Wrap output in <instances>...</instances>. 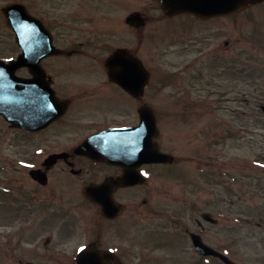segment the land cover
I'll return each mask as SVG.
<instances>
[{"label": "flooded vegetation", "instance_id": "flooded-vegetation-1", "mask_svg": "<svg viewBox=\"0 0 264 264\" xmlns=\"http://www.w3.org/2000/svg\"><path fill=\"white\" fill-rule=\"evenodd\" d=\"M62 2L24 0L28 12L44 25L28 24L23 34L12 30V57L19 60L27 45L31 64L16 70L23 96L15 110L22 112L25 123L0 115V154H6L0 155V264H144L149 246L184 232H198L211 244L207 236L216 223L198 216L210 209L196 211L188 219L190 226L164 203L163 168L171 167L169 177L178 175L176 167L183 159L173 149L179 147L177 136H169L167 145L160 136H152V128L161 123L160 112L143 113L145 140L134 143L138 137L121 132L141 124V107H154V72L142 55L149 42L146 23L140 28L126 24V31H120L126 34L122 41L113 42L100 32L98 21L63 8ZM161 9L168 21L162 28L172 24L173 30L171 40L168 31L160 39H176L180 51L197 49V60L210 59L207 23L251 20L255 33L264 36V0L207 17ZM242 39H229L224 45L229 51ZM117 49L138 58L150 73L140 92L110 78L106 62ZM243 49L232 57L241 59ZM192 62L177 71L161 67L160 81L171 86L177 78L184 80L180 72L192 70ZM226 69L234 71L231 64ZM183 87L188 92L192 86ZM165 114L171 126L190 124L195 118L193 108ZM89 139L93 141L81 148ZM156 149L174 153L175 161L148 160ZM189 159L203 174L204 152ZM196 204L185 207L198 209Z\"/></svg>", "mask_w": 264, "mask_h": 264}, {"label": "rangeland", "instance_id": "rangeland-1", "mask_svg": "<svg viewBox=\"0 0 264 264\" xmlns=\"http://www.w3.org/2000/svg\"><path fill=\"white\" fill-rule=\"evenodd\" d=\"M13 1L24 0H0V58L14 52L12 30L4 14V7ZM158 1L63 0L62 7L98 21L105 39L113 42H121L126 35L120 31H126L125 19L131 12L147 17L144 28L149 42L142 55L154 72L153 104L162 119L161 139L167 145L169 136H177L179 147L173 149L183 159L176 167L183 174L168 177L171 167L163 169L164 203L188 225L196 211L210 209L220 221L207 236L209 241L239 264H264V36L255 33L251 20L242 19L235 25L230 21L207 23L210 59L197 60V49L180 51L176 39H160V35L170 39L173 28L172 24L162 28L168 21L162 17ZM261 23L263 34L264 20ZM166 31L170 33L165 36ZM134 35L133 30L135 43ZM239 36H243L240 46L228 51L225 41ZM243 47L241 59L233 58ZM162 53L166 55L162 57ZM191 60L192 70L180 72L184 80L177 78L171 86L160 81L161 67L177 71L190 66ZM229 64L234 70L231 73L226 71ZM183 84H190V91ZM189 108L195 111L193 123L168 125L166 111ZM197 152L207 156L203 174L189 159ZM0 155L6 156L5 150ZM193 202L198 209L185 207ZM149 250L144 264H224L219 259L201 260L185 232L168 236L166 242L152 244Z\"/></svg>", "mask_w": 264, "mask_h": 264}, {"label": "water", "instance_id": "water-1", "mask_svg": "<svg viewBox=\"0 0 264 264\" xmlns=\"http://www.w3.org/2000/svg\"><path fill=\"white\" fill-rule=\"evenodd\" d=\"M245 2H249V0H161V5L169 13L188 10L202 16H209L237 10L243 6ZM5 14L7 15L9 25L15 28L20 34L24 32V28L22 27L24 24H31L37 21L30 16L25 6L19 4L7 6L5 8ZM127 20L131 24L133 23L136 25H142L144 22L139 12L131 13ZM23 63L26 64L27 62ZM123 64L126 66L122 68L121 72L120 69ZM16 66V61L6 64L0 60V112L6 113L5 108L8 105L7 102H10L20 94V90L17 87V83H19L18 78H15ZM108 67L111 77L116 80H124L130 76L132 78L131 83H126V86L134 90L135 88L141 89L148 78V73L144 70L141 62L121 51H116V53L112 55V58L108 61ZM159 159L161 161H167L169 157L167 154L160 152ZM193 242H195V247L200 253L206 255L212 254L215 257H220L226 263L234 264V262L222 252L211 248L207 244L205 245L196 234L193 235Z\"/></svg>", "mask_w": 264, "mask_h": 264}]
</instances>
